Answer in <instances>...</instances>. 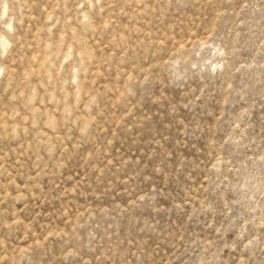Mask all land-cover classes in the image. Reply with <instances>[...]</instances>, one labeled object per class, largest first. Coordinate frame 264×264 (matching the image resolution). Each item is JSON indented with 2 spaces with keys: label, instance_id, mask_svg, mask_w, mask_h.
Instances as JSON below:
<instances>
[{
  "label": "rangeland",
  "instance_id": "obj_1",
  "mask_svg": "<svg viewBox=\"0 0 264 264\" xmlns=\"http://www.w3.org/2000/svg\"><path fill=\"white\" fill-rule=\"evenodd\" d=\"M0 264H264V0H0Z\"/></svg>",
  "mask_w": 264,
  "mask_h": 264
}]
</instances>
